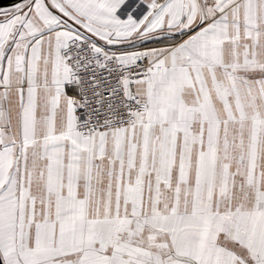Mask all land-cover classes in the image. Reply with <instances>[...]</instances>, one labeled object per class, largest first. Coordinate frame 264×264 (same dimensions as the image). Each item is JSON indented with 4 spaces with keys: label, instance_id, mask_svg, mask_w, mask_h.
I'll return each instance as SVG.
<instances>
[{
    "label": "snow or ice",
    "instance_id": "obj_1",
    "mask_svg": "<svg viewBox=\"0 0 264 264\" xmlns=\"http://www.w3.org/2000/svg\"><path fill=\"white\" fill-rule=\"evenodd\" d=\"M0 264H264V0L0 3Z\"/></svg>",
    "mask_w": 264,
    "mask_h": 264
},
{
    "label": "water",
    "instance_id": "obj_2",
    "mask_svg": "<svg viewBox=\"0 0 264 264\" xmlns=\"http://www.w3.org/2000/svg\"><path fill=\"white\" fill-rule=\"evenodd\" d=\"M0 3L7 4L8 3V0H0Z\"/></svg>",
    "mask_w": 264,
    "mask_h": 264
}]
</instances>
